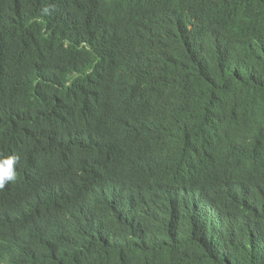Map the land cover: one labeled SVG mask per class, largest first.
Here are the masks:
<instances>
[{
  "label": "trees",
  "instance_id": "trees-1",
  "mask_svg": "<svg viewBox=\"0 0 264 264\" xmlns=\"http://www.w3.org/2000/svg\"><path fill=\"white\" fill-rule=\"evenodd\" d=\"M27 1L22 22L0 2V155L20 157L0 189V264H264L261 223L170 196L181 190L177 160L205 133L210 154L247 168L232 176L227 206L262 193L248 184L264 183V64L253 55L264 59V0L219 8L186 61L146 22L51 18ZM148 113L160 128L131 146L150 151L152 167L124 192L114 118Z\"/></svg>",
  "mask_w": 264,
  "mask_h": 264
},
{
  "label": "clouds",
  "instance_id": "clouds-1",
  "mask_svg": "<svg viewBox=\"0 0 264 264\" xmlns=\"http://www.w3.org/2000/svg\"><path fill=\"white\" fill-rule=\"evenodd\" d=\"M0 2L1 7L8 8L6 15L14 16L19 22L27 18L18 5L27 4V0H0ZM229 2L233 8L238 0H38L36 5L33 4V7L44 14L50 13L51 18H57L63 13L69 17L73 13H77L87 18L92 11H100L111 19L125 17L126 23L136 25V27L146 22L153 31L162 36L165 44L173 42L179 49L184 47L185 54H179L178 50L169 48L167 50L176 60L186 61L193 57L197 45V34L207 28L208 30L213 28L218 20L219 8L227 9ZM29 4L32 9L30 1ZM167 7L169 8L168 18L171 20L169 26L164 24L163 9ZM188 11L191 14L185 15ZM211 17L216 18L210 24ZM14 32L16 31L14 30ZM19 35L24 42L23 35ZM253 55L257 64H264L262 57L255 56V52ZM86 73L92 72L86 71ZM134 116L136 117L132 120ZM117 118L123 123L121 126L114 118L122 137V142L119 141V144H122L121 158L123 159L121 187H124V192L131 193L132 189L144 184L141 169L151 168L153 162L150 151L136 150L131 146V141L142 129L160 128L161 125H157V119L150 113ZM166 142L167 137H164L160 147ZM196 143L199 145L190 153L189 157L182 156L176 162L174 173H178L181 179L179 185L181 190L171 193L170 196L181 202L180 208L185 206L194 213L204 214L214 208H222L230 210L227 212L236 213L240 217L243 213L244 217L241 218L249 226H253L252 221L264 226V201L262 199L264 183H249L251 190L259 189L258 191L262 193L259 196L249 197L245 206L237 204L229 208L228 200L232 189H234L231 178L236 173L233 169H237L235 163L230 161L227 164L226 152L220 155H212L208 152L209 134L205 133L203 138ZM19 160L20 157L17 154L0 155V189L16 180V166L19 164ZM238 167L243 170L247 169L243 166Z\"/></svg>",
  "mask_w": 264,
  "mask_h": 264
},
{
  "label": "bare ground",
  "instance_id": "bare-ground-1",
  "mask_svg": "<svg viewBox=\"0 0 264 264\" xmlns=\"http://www.w3.org/2000/svg\"><path fill=\"white\" fill-rule=\"evenodd\" d=\"M189 14H191L190 11H188V12L185 13V15H189ZM177 22H178V21H177ZM238 170H240V169H233V171H238Z\"/></svg>",
  "mask_w": 264,
  "mask_h": 264
}]
</instances>
